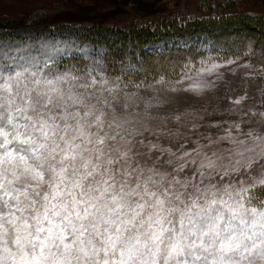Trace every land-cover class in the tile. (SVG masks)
<instances>
[{"label": "snow or ice", "instance_id": "snow-or-ice-1", "mask_svg": "<svg viewBox=\"0 0 264 264\" xmlns=\"http://www.w3.org/2000/svg\"><path fill=\"white\" fill-rule=\"evenodd\" d=\"M112 93L0 73V264H264V130L174 150Z\"/></svg>", "mask_w": 264, "mask_h": 264}, {"label": "rangeland", "instance_id": "rangeland-1", "mask_svg": "<svg viewBox=\"0 0 264 264\" xmlns=\"http://www.w3.org/2000/svg\"><path fill=\"white\" fill-rule=\"evenodd\" d=\"M24 69L133 97L174 150L236 125L261 131L264 0H0V73ZM201 80L202 94L186 91Z\"/></svg>", "mask_w": 264, "mask_h": 264}, {"label": "trees", "instance_id": "trees-1", "mask_svg": "<svg viewBox=\"0 0 264 264\" xmlns=\"http://www.w3.org/2000/svg\"><path fill=\"white\" fill-rule=\"evenodd\" d=\"M261 17H263L262 15H260ZM259 15H247V14H243V17H245L246 19H250V20H257V18H261ZM120 40V38H115L114 41L112 40V43H114L115 41Z\"/></svg>", "mask_w": 264, "mask_h": 264}]
</instances>
